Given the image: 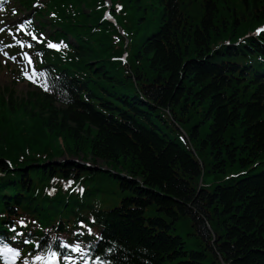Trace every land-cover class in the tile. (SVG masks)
I'll return each mask as SVG.
<instances>
[{
    "label": "trees",
    "instance_id": "16d2710c",
    "mask_svg": "<svg viewBox=\"0 0 264 264\" xmlns=\"http://www.w3.org/2000/svg\"><path fill=\"white\" fill-rule=\"evenodd\" d=\"M121 1L133 23L126 18L136 26L130 33L147 67L145 92L175 131V122L186 125L207 157V185L200 188L203 169L191 150L151 122L152 108L145 114L149 123H118L72 96L62 99L65 107L37 94L19 101L12 94L8 101L3 98L8 105L0 111V162L5 165L9 158L13 167L31 168L35 157H19L27 149L33 154L50 151V159L65 151L93 162L102 160L132 176L125 185L139 193V207L105 213L110 220L104 240L115 246L119 264H206L208 259L216 264L217 253L230 264H264V172L226 180L264 153V87L251 100L240 99V87L225 70L229 62L224 53L230 48L215 50L225 39L264 20V0H242L240 5V0H202L197 20L185 23L178 0ZM39 171L31 168L27 174L32 177ZM208 176L218 182L211 185L214 180ZM60 198L72 211L79 205L72 196ZM148 207L173 223L160 220L165 231L145 227L142 214ZM185 226H191L208 254L192 253V261H186L181 235H189ZM209 226L217 234L214 243Z\"/></svg>",
    "mask_w": 264,
    "mask_h": 264
},
{
    "label": "snow or ice",
    "instance_id": "6c2138e0",
    "mask_svg": "<svg viewBox=\"0 0 264 264\" xmlns=\"http://www.w3.org/2000/svg\"><path fill=\"white\" fill-rule=\"evenodd\" d=\"M15 11V10H14ZM35 38V37H34ZM29 47L31 46V45H28ZM49 47H52V48H59V45H56V44H49ZM42 55V54H41ZM24 57H25V59L26 60H28L29 61V63H31V58L25 53L24 54ZM12 59H15V57H13ZM25 75H26V77L28 78V79H30V80H33L34 82H35V79H34V77L35 76H39V75H43L42 73H38V72H36L35 71V69L33 68V75H28V73L27 72H25ZM42 87H44L45 85H41ZM62 247H71V245H68V244H62L61 245ZM74 250L75 251H80V247H79V245H76L75 246V248H74ZM4 251H6V252H11L12 254H13V256H18L19 255V253L18 252H15V250H13V249H10V248H5L4 249ZM48 254H49V260L51 261V260H54L55 258H56V256L58 255L56 252H53L51 249H49L48 250ZM67 258V257H66ZM36 259L37 260H41V259H43V257L42 256H36Z\"/></svg>",
    "mask_w": 264,
    "mask_h": 264
},
{
    "label": "rangeland",
    "instance_id": "374dc122",
    "mask_svg": "<svg viewBox=\"0 0 264 264\" xmlns=\"http://www.w3.org/2000/svg\"><path fill=\"white\" fill-rule=\"evenodd\" d=\"M10 71L11 70L9 68H0V86H5L13 83L14 78L12 77ZM16 88L21 94L28 90V87L25 83H18L16 85Z\"/></svg>",
    "mask_w": 264,
    "mask_h": 264
}]
</instances>
